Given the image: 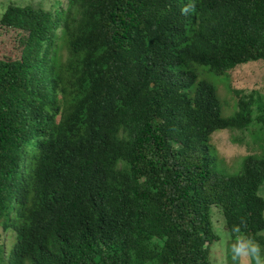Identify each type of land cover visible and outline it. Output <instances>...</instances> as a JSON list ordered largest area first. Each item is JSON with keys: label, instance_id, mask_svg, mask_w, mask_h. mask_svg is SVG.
<instances>
[{"label": "trees", "instance_id": "16d2710c", "mask_svg": "<svg viewBox=\"0 0 264 264\" xmlns=\"http://www.w3.org/2000/svg\"><path fill=\"white\" fill-rule=\"evenodd\" d=\"M263 62L264 0L9 6L0 264H213L218 215L264 249V152L229 175L211 148L264 144V88L221 99Z\"/></svg>", "mask_w": 264, "mask_h": 264}, {"label": "rangeland", "instance_id": "374dc122", "mask_svg": "<svg viewBox=\"0 0 264 264\" xmlns=\"http://www.w3.org/2000/svg\"><path fill=\"white\" fill-rule=\"evenodd\" d=\"M67 1L68 0H0V15L11 5L24 7L28 4H34L35 6L43 5L46 9H51L56 8L59 3L65 6ZM235 76L237 79L234 85L232 82H227L229 78H225L223 80L226 82L224 84L225 87L222 86L221 88V99L223 102L222 111L225 117H230L234 114L231 109H225V105L229 104V89L231 90L233 86L235 89L245 90L246 93L260 86L264 88V62L239 66L235 71ZM210 80L217 83L214 79ZM256 112L258 113L257 109ZM243 135L244 134L238 131H218L213 134L211 148L216 158V166L221 172H225L229 175H237L242 171L243 162L246 158L251 155H261L264 152V144L255 145L253 143L252 146V140H247L251 143L250 149L245 145H241L242 143H239L238 138L241 139ZM248 139H251L250 135ZM260 193L264 197V186L261 188ZM217 218L218 224L215 225V229L221 240L212 248L213 264H253V260L250 257L239 258V260L233 258V253L231 252V235L225 229L223 218L220 215H218ZM262 235H264V233Z\"/></svg>", "mask_w": 264, "mask_h": 264}, {"label": "clouds", "instance_id": "9594fccd", "mask_svg": "<svg viewBox=\"0 0 264 264\" xmlns=\"http://www.w3.org/2000/svg\"><path fill=\"white\" fill-rule=\"evenodd\" d=\"M183 11L187 12L188 9L185 8ZM230 239L234 259L250 257L254 264H264V249L253 238L243 234L240 227L233 229V236Z\"/></svg>", "mask_w": 264, "mask_h": 264}]
</instances>
